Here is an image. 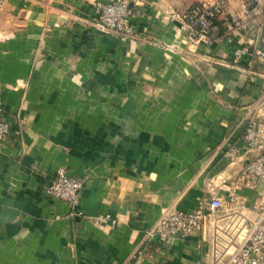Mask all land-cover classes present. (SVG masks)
Here are the masks:
<instances>
[{"label": "crops", "instance_id": "1", "mask_svg": "<svg viewBox=\"0 0 264 264\" xmlns=\"http://www.w3.org/2000/svg\"><path fill=\"white\" fill-rule=\"evenodd\" d=\"M109 1L0 8V264H218L200 230L168 243L148 231L169 207L195 212L233 192L250 217L264 192L238 183L264 151L241 140L249 119L264 132V60H231L264 48L262 9L226 0L210 45L168 16L210 0L131 3L130 36L91 28ZM60 169L83 180L73 208L47 193Z\"/></svg>", "mask_w": 264, "mask_h": 264}, {"label": "built area", "instance_id": "2", "mask_svg": "<svg viewBox=\"0 0 264 264\" xmlns=\"http://www.w3.org/2000/svg\"><path fill=\"white\" fill-rule=\"evenodd\" d=\"M143 0H112L97 6L96 16L90 22L93 29L105 33L130 36L134 30L130 20L134 15L131 5H138ZM4 0H0V8ZM227 7L226 0H210L203 3H193L182 10L169 12L170 19L180 23L187 31L190 41L204 40L208 44L218 41L220 27L214 21ZM262 9L264 14V0H251L249 9L255 11ZM242 57H246L247 63L264 60V48L249 49L247 46L233 51L232 63L237 64ZM8 135V125L0 122V139ZM242 142L251 151L264 147V132L257 121L249 119L241 137ZM230 164L240 160L241 154L237 146H229L223 153ZM239 184L256 185L258 180L264 182V151L247 160L238 176ZM83 180L69 175L63 169L57 171L55 177L46 188L47 193L57 199L63 200L73 208L80 199ZM229 206L221 197L212 195L208 201L203 202L195 212H184L173 207L165 209L153 224L149 235H156L160 242L168 243L174 238H185L200 227L206 216L233 210L234 213L243 209L242 196L233 192L229 196ZM234 205L235 208L231 207ZM239 206V208H237ZM235 209V210H234ZM239 239L233 240L231 249L225 251L224 257L218 264H264V192L257 199L253 215L246 216ZM109 215L98 216L93 220L104 222ZM210 221V220H209ZM141 256L133 255L131 264H141Z\"/></svg>", "mask_w": 264, "mask_h": 264}, {"label": "rangeland", "instance_id": "3", "mask_svg": "<svg viewBox=\"0 0 264 264\" xmlns=\"http://www.w3.org/2000/svg\"><path fill=\"white\" fill-rule=\"evenodd\" d=\"M229 200L230 198L225 201L228 206ZM231 207L235 208L234 205H231ZM236 210L235 213L233 210H226L216 215L206 216L202 227L197 230L204 232V234L208 235V238H213V243L209 242L208 247L210 252L215 255L214 258L217 261H221L225 251L231 249L234 244L233 240L239 239V231H241L242 224L247 219L246 215L239 212V209ZM209 255L211 254L209 253Z\"/></svg>", "mask_w": 264, "mask_h": 264}]
</instances>
